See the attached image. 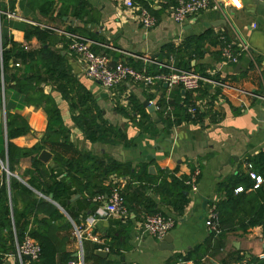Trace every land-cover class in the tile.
Returning a JSON list of instances; mask_svg holds the SVG:
<instances>
[{"label":"crops","instance_id":"1","mask_svg":"<svg viewBox=\"0 0 264 264\" xmlns=\"http://www.w3.org/2000/svg\"><path fill=\"white\" fill-rule=\"evenodd\" d=\"M143 1L146 6L133 0L156 17L155 25L148 29L124 0H0V199L7 200L12 224L14 213L21 217L24 214L28 222L24 233L29 234L28 229L33 228L53 241L52 264H64L67 257L74 259L79 251L85 263L175 264L197 246L208 243L209 238L212 245L201 255L199 264H244L245 259H260L264 253L262 226L249 227L242 234L239 230L227 231L219 238L210 236L204 220L207 206L216 205L222 197L218 182L238 169L247 171L246 157L264 150V5L229 0L220 10L206 9L176 23L171 6H165L166 0ZM33 26L54 29L50 41L26 38V30ZM60 31L91 40V49L111 61H162L159 57L163 45L172 43L177 47L185 38L207 31L218 36L225 31L231 41L247 44L250 55L242 52L236 63L222 62L218 38L215 43L204 40L201 52L186 55L188 69L216 71L227 87H217V97L202 124L182 121L167 129L168 119L162 111L172 93L180 89V99L188 94L196 97L204 85L188 91L165 82L146 86L129 80L106 88L84 75L83 63L68 49V38ZM2 42L6 49L14 42L35 52L34 60L29 62L31 68L29 63L11 58L3 71ZM45 48L64 57L73 79L70 85L91 94L92 113L100 111L97 122L106 128L118 127L123 132L121 138L111 134L108 139H87L75 121L79 109L72 110L58 88L63 83L49 81L43 70L38 51ZM31 76L38 82L37 89L49 94L59 109L65 132L57 138L45 135L48 116L39 92L35 89L33 93L30 86L35 81L29 84L30 80L25 79ZM25 88L28 92H23ZM30 92V101L25 102ZM145 101L150 105H144ZM196 101L205 103L206 98ZM135 104L140 107L136 109ZM117 107H123L129 117ZM7 121L12 129L24 122L27 130L8 136ZM38 144L39 150L24 153ZM42 149L51 153L47 162L38 158ZM71 157L75 164L69 170L57 162ZM196 162L198 190H184L186 203L180 210L171 204L177 195L169 190V183L172 176L189 175ZM51 171L66 188L59 199L42 191ZM31 179L37 187L29 183ZM122 181L126 214L97 215L111 186ZM154 213L174 222L166 245L143 229L145 216ZM77 227L81 229L80 243L75 235ZM15 237L14 225L11 231L0 228V264L38 262L39 258L35 261L17 256ZM241 255L244 259H238Z\"/></svg>","mask_w":264,"mask_h":264},{"label":"trees","instance_id":"2","mask_svg":"<svg viewBox=\"0 0 264 264\" xmlns=\"http://www.w3.org/2000/svg\"><path fill=\"white\" fill-rule=\"evenodd\" d=\"M143 6H146V3L143 0H137ZM174 4L173 0H166L165 6H172ZM155 15L156 13L153 12ZM53 30L48 28H39L37 26H33L26 30L25 37L29 38L30 36H35L41 42H47L49 40V36ZM222 34L227 38V34L225 31ZM218 38V34H213L210 31H207L203 34L197 36H189L185 38L180 46L175 47L172 43H167L163 45L160 60L168 59L170 56L174 58V65L179 68L188 69V61L185 59L186 55H190L195 52H201L204 40H212V42H216ZM230 40V39H229ZM69 40H66L68 43ZM39 52V61H41L44 66V72L49 75V81H60L63 84H60L58 87L60 92L67 98L69 101V106L72 110H78L79 113L75 116L76 124L82 129L83 133L89 140H96L97 138L108 139V137L112 134L114 137L121 138L123 136V132L121 129L115 126L108 125V127H104L103 123H98L97 119L100 117V111L95 114L92 113V109L90 107L91 102L94 101V98L88 92L79 90L78 86L74 89L70 84L73 82V79L69 75L67 71V65L65 64V59L58 53H53L50 49H41ZM36 53L25 50L20 47L18 44L11 42L9 48H5V43H1V65L3 71L8 68V63L13 58L14 60H19L23 64H28L30 61L34 60V55ZM38 63V59L36 60ZM15 63H19L15 61ZM131 66L135 68H141V64H135L132 62H127ZM32 65L28 68L30 69ZM161 69L156 65L150 64L148 66L147 72L156 73ZM163 70V69H162ZM198 73H205L204 71L196 70ZM25 79L30 80L29 84H32V81H35V85H30L33 88V93L35 89L39 94L38 97L41 99L42 105L47 113L48 122L45 131V135L58 137L65 132V128L62 124L59 109L57 108L55 102L50 97L49 94H45L41 89H37V81L33 76L25 77ZM45 80V78H44ZM17 83L19 81H16ZM16 83V84H17ZM217 87H212L209 84L204 85V89L201 92L200 96H192L190 94L183 95L182 99L180 94V89L174 91L172 93L168 103L172 106V114L174 116L173 119H168L166 121V128L170 129L174 125L181 123L182 121L191 122L193 124H202L203 118L208 116L207 111L212 101L217 97L218 93ZM23 92H28L27 88L23 90ZM31 92L28 97H25V102L30 101ZM206 98V102L198 106L196 112L193 117H191L187 113V106L189 104L194 103L199 98ZM163 104L164 108L166 106ZM162 106V107H163ZM140 104H135V108L138 109ZM163 108V109H164ZM118 111H120L125 117H129L127 112L123 107H117ZM136 112V111H135ZM211 113V111H209ZM212 114V113H211ZM163 115V114H162ZM215 116V115H214ZM145 117V114L142 113V118ZM11 122L7 121L8 128V136H13L27 130V125L23 122H18L16 124V128L12 129ZM10 147V144L8 145ZM41 148V145H35L31 148H28L24 151V153L35 152ZM86 155L85 157H87ZM81 159V158H80ZM79 159V160H80ZM57 162L62 163L67 170L74 168L75 158H59ZM246 164L251 165V170L257 173L262 177V183L253 189H249L252 187L254 180L250 178L247 171H243L242 169H238L237 172L227 175L224 179L218 182L219 189L221 191L222 197L219 198L216 204V208L219 214V226L220 233L217 235L219 238L223 237L224 233L227 231L239 230L242 233H245L249 227L260 225L263 229L264 236V150L259 151L255 155L247 156L245 159ZM33 164L36 166L37 160H33ZM76 167L79 168L80 165L77 162ZM49 182L45 184L42 191L44 193H52L54 199H59L66 192V188L64 184L57 180L52 173L49 174ZM188 178L187 176L182 177H171V181L169 183V190L172 191V194L177 195V197L171 201V204L178 209H182L186 203V198L184 196V190L189 188V185L185 183V180ZM165 182V181H164ZM29 183L33 186H36V183L31 179ZM237 186L242 187V191L237 193L234 192V189ZM24 190H28L23 187ZM170 191V193H171ZM26 215L18 216L16 213L13 214V224L11 223L12 217L9 210V206L7 200L2 201L0 199V228H6L11 231V225H14L16 230V237L14 241H20L25 230H27V221L25 220ZM29 234L33 237L40 246V256L39 261L34 262V264H52L53 255L55 251V245L53 241L44 233L35 230L33 228L28 229ZM210 236H214L213 233ZM211 239L209 238L208 243L204 245L197 246L193 251H190L186 254L185 258L192 259L195 263L199 264L201 255L207 252V249L210 248ZM72 258L67 257L64 261L66 262ZM238 259H244L243 255H241ZM208 261V260H207ZM209 262V261H208ZM253 262V263H251ZM242 264V263H240ZM244 264H264V260H260L258 258L255 259H245Z\"/></svg>","mask_w":264,"mask_h":264},{"label":"built area","instance_id":"3","mask_svg":"<svg viewBox=\"0 0 264 264\" xmlns=\"http://www.w3.org/2000/svg\"><path fill=\"white\" fill-rule=\"evenodd\" d=\"M171 6V17L176 23H183L189 16H196L206 9L220 10L229 0H173ZM127 7L137 11V19L143 28L148 29L155 25L156 17L149 12L146 7L136 5L133 0H124ZM8 16H15L14 13H8ZM54 30V29H52ZM65 34L69 42L68 49L74 53L84 65V75L93 79L106 88L113 87L123 81H133L135 83H143L146 86H152L157 82H165L169 87L178 85L185 90L195 91L201 85L209 84L212 87H227V84L216 73V71H207L204 74L193 71L192 69H183L174 65L173 59L170 56L166 61H155L144 59L141 68H135L123 60L111 61L107 55L94 52L91 49L92 41L75 35L70 32L60 31ZM220 41L219 54L221 61L224 63H236L239 55L247 53L250 55V49L247 44L242 41L233 42L227 39L223 34L218 36ZM150 64L156 65L161 70L156 73L147 72ZM19 65V63H15ZM163 69V70H162ZM264 98V97H262ZM201 101H195L187 106V113L193 117ZM172 106L167 102L162 111L164 117L173 119ZM247 173L254 180L253 185L249 189L257 188L262 183V177L251 170V165L246 164ZM199 174V163H195L194 170L188 175L185 183L193 192H197L198 184L197 177ZM125 182H117L110 188L108 195L105 197L102 206L99 208L97 215L110 216L112 214H126L124 205L123 186ZM241 186H237L234 192L242 191ZM96 198H101L97 196ZM94 220V218H92ZM205 226L214 235L220 233L219 214L214 203L209 204L206 209L204 220ZM174 222L171 218L160 213L148 214L143 221V229L148 234L157 238H162L173 227ZM75 235L80 243L81 229L75 228ZM15 253L20 258L27 255L32 260H37L40 256V246L29 234L24 233L21 240L15 241ZM264 259V253L259 257ZM66 264H96L85 263L81 251L77 257L69 259ZM175 264H195L192 259L181 257Z\"/></svg>","mask_w":264,"mask_h":264},{"label":"water","instance_id":"4","mask_svg":"<svg viewBox=\"0 0 264 264\" xmlns=\"http://www.w3.org/2000/svg\"><path fill=\"white\" fill-rule=\"evenodd\" d=\"M250 2H252L254 5H258V4H260V5H264V1H262V0H250ZM223 23V22H222ZM236 67H240V65L239 64H236ZM164 85H167L166 83H164ZM148 105L149 104V102L148 101H145L144 102V105ZM150 105V104H149ZM148 105V106H149ZM261 115L263 116L264 115V112H262L261 113ZM50 157H51V153L48 151V150H46V149H42L40 152H39V154H38V158L40 159V160H42L43 162H47L49 159H50ZM49 197L51 198V195H49ZM207 203V201H206V199H204L203 200V204L205 205ZM171 239V235H170V233L169 232H167L165 235H163V237L161 238V240H160V244H162V245H166L165 243L166 242H168L169 240ZM171 246V245H170ZM169 248H171V247H169ZM99 254H101V252H99V251H97ZM26 257H28L27 255H25Z\"/></svg>","mask_w":264,"mask_h":264},{"label":"rangeland","instance_id":"5","mask_svg":"<svg viewBox=\"0 0 264 264\" xmlns=\"http://www.w3.org/2000/svg\"><path fill=\"white\" fill-rule=\"evenodd\" d=\"M203 104V103H202Z\"/></svg>","mask_w":264,"mask_h":264}]
</instances>
